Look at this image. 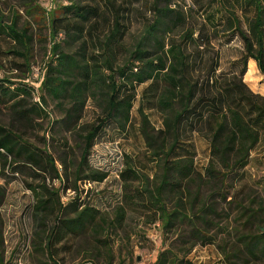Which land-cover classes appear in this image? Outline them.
<instances>
[{
  "label": "trees",
  "instance_id": "16d2710c",
  "mask_svg": "<svg viewBox=\"0 0 264 264\" xmlns=\"http://www.w3.org/2000/svg\"><path fill=\"white\" fill-rule=\"evenodd\" d=\"M15 2L8 14L0 8V39L6 42L0 44V104L23 115L48 116L50 98L56 102L58 122L65 131L85 132L72 197L76 210L81 208L63 219L62 229L57 231L56 225L47 235L50 256L55 236L88 229L96 239L109 227H120L129 213H137L149 217V223L159 221L165 234L174 235L149 264H201L187 256L197 245L215 244L218 234L226 233L227 227L219 222L223 211L218 202H226L228 193L223 190L233 178L229 176L249 163L257 146H264V95L254 93L243 80L249 59L258 77L264 76V0H190L189 5L185 0H150L145 5L150 16L130 41L127 12L134 9L115 0H66L67 4L56 6L58 15L35 0ZM29 19L43 21L38 29L44 28L46 34L35 35ZM221 36L225 43L237 36L243 45L240 58L232 63L237 70L230 75L217 72L220 53L214 41ZM35 37L49 43V53L38 74L39 100L26 108L23 101L32 98L34 90L30 75ZM3 60H8V70ZM140 85L137 128L145 151L140 156L126 155L118 173L121 198L109 220L106 213L81 200L83 189L76 181L104 180L107 173L91 168L87 155L108 122L120 131L130 128ZM251 87L264 93V82ZM88 100L99 115L95 122L79 125ZM145 109L159 113L160 127H154ZM194 132L203 133L210 144V161L203 171L194 165ZM39 152L0 126L3 167L7 156L41 170L46 161L59 179L53 157L45 149ZM54 194L58 196V190ZM4 195L0 186V206ZM240 195L238 191L227 202L232 209L227 217L234 214L240 221L246 216L250 221L264 216V203L251 198L246 204ZM57 202L59 220L63 207L58 197ZM38 203L40 209L48 205L42 197ZM235 233V251L228 253L221 247L227 264L264 261V220L252 233ZM96 240L110 252L108 239ZM80 264L93 263L85 259Z\"/></svg>",
  "mask_w": 264,
  "mask_h": 264
},
{
  "label": "rangeland",
  "instance_id": "374dc122",
  "mask_svg": "<svg viewBox=\"0 0 264 264\" xmlns=\"http://www.w3.org/2000/svg\"><path fill=\"white\" fill-rule=\"evenodd\" d=\"M47 10H55L58 15L59 9L56 6L67 4L66 0H35ZM150 0H115L123 6L128 5L132 12H127V22L130 30L128 41L136 35L145 19L150 16V12L145 9L146 3ZM16 4L15 0H0V8L8 14L11 5ZM132 4V6H131ZM189 5L190 0H185ZM22 13V10H19ZM28 18L27 16H25ZM23 16V19H25ZM22 21V19H21ZM32 23L31 31L35 35H45L42 22ZM63 35L59 34L58 39ZM34 57L32 62V98H25L23 101L26 108L34 105L38 101L40 89L38 88V74L43 72L46 64V56L49 51V43L34 39ZM219 50L220 59L217 72L230 75L232 70H237L232 65L233 61L240 58L243 45L241 40L235 36L225 43L222 36L214 41ZM0 44L6 42L0 39ZM4 69L10 66L8 60H3ZM3 70H0V78ZM244 82L254 92L264 95L257 87H251L252 83L261 84L264 76L257 75L255 65L251 59L247 62V70L243 76ZM143 89V85L137 88V101L131 111L132 124L127 131H120L114 123L108 122L94 138L90 152L87 155L88 165L107 173L103 181H91L85 184V180H77L76 185L83 189L81 200L89 206L100 209L106 213L108 219L113 218L114 207L121 198V181L118 173L124 166L126 155L140 156L145 151L142 137L138 131L139 115L137 112L138 98ZM46 109L48 116L43 114L23 115L10 109L8 105L0 104V126L5 127L10 132L19 136L22 141L32 145L35 153L39 150L47 152L55 160L60 178H55L52 167L46 161L42 162L41 170L36 166H30L21 158L7 156V164L3 167V160L0 159V186L5 189V195L0 206V264H80L85 259L93 264H149L156 259L157 254L166 247L174 238L172 233L165 234L159 221L147 222L149 217L139 216L137 213H129L124 223L118 227H109L107 231L101 233L96 239H108L110 252L106 250L103 243L95 239V235L90 230L80 234L64 233L61 238L55 236L50 244L52 257L46 246V237L52 228L58 225L59 231L63 219L75 216L81 208L77 207L72 197L75 193L74 170L80 159L83 148L82 134L84 131L67 132L58 122L61 114L56 106V102L47 98ZM151 123L155 128L160 127V115L155 110H146ZM99 115V109L91 100H88L83 110L79 125L95 122ZM46 139V142L43 141ZM192 141L195 146L196 156L194 165L198 171L209 164L210 144L203 133L194 132ZM44 156V155H43ZM46 158L45 156L43 157ZM232 180H228L224 187L227 194L226 202L219 201L218 207L222 209L220 221L227 227L226 233L217 236L215 244L197 245L188 254V258L201 264H227L222 254V249L228 253L235 251L236 230L243 233H252L257 225H261L264 216L255 220L247 221L244 216L240 221L234 218V214L227 217L232 209L227 202L232 195L241 193V198L247 204L249 199H255L258 204L264 203V146H257L250 155L249 163L237 175L231 174ZM35 189V191L33 190ZM58 190V196L55 191ZM42 197L47 199L46 208L40 209L36 206ZM57 197L63 207L59 220L56 219L59 207ZM58 235V234H57ZM237 246V245H236ZM225 248V249H224ZM233 258H231L232 260ZM238 261L237 263H241ZM245 264H264V261H250Z\"/></svg>",
  "mask_w": 264,
  "mask_h": 264
},
{
  "label": "built area",
  "instance_id": "2783aa9c",
  "mask_svg": "<svg viewBox=\"0 0 264 264\" xmlns=\"http://www.w3.org/2000/svg\"><path fill=\"white\" fill-rule=\"evenodd\" d=\"M89 184V183H88ZM90 185V184H89Z\"/></svg>",
  "mask_w": 264,
  "mask_h": 264
}]
</instances>
